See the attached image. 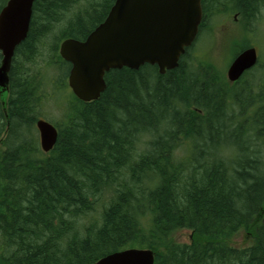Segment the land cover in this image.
I'll return each mask as SVG.
<instances>
[{"label": "trees", "instance_id": "1", "mask_svg": "<svg viewBox=\"0 0 264 264\" xmlns=\"http://www.w3.org/2000/svg\"><path fill=\"white\" fill-rule=\"evenodd\" d=\"M79 1L34 0L12 58L6 116L0 102V264H93L131 248L150 249L155 264H264L259 60L230 84L187 63L188 48L164 75L148 64L109 71L100 97L84 103L68 89L58 47L84 40L115 0ZM201 4L199 34L219 14L255 26L264 8V0ZM56 95L65 114L45 154L35 122ZM180 230L188 243L175 240ZM241 232L250 243L237 248Z\"/></svg>", "mask_w": 264, "mask_h": 264}, {"label": "water", "instance_id": "2", "mask_svg": "<svg viewBox=\"0 0 264 264\" xmlns=\"http://www.w3.org/2000/svg\"><path fill=\"white\" fill-rule=\"evenodd\" d=\"M33 2L8 0L0 11V102L4 113L12 58L27 36ZM202 15L201 0H115L104 21L84 41L66 39L60 44V57L70 64L69 88L87 103L105 90L104 76L111 70H137L148 64L157 66L163 75L175 69L195 41ZM257 60L255 48L243 50L227 70L228 81L239 80ZM36 128L41 149L47 153L56 144L57 130L44 120H38ZM93 264H155V258L149 249L132 248Z\"/></svg>", "mask_w": 264, "mask_h": 264}, {"label": "rangeland", "instance_id": "3", "mask_svg": "<svg viewBox=\"0 0 264 264\" xmlns=\"http://www.w3.org/2000/svg\"><path fill=\"white\" fill-rule=\"evenodd\" d=\"M92 1L80 0L77 6H87ZM261 13V20L252 26L253 28L247 26L235 13L229 16L219 14L213 18L208 17L209 19L205 23L208 27L204 28L198 35L186 62L197 66L207 64L211 67L210 76L213 75L212 73L218 72L220 76L223 75L226 79V72L231 61L248 46L256 49L259 66L264 68V8ZM155 84L156 82L153 81L152 85ZM64 101V96L56 95L50 99L42 111L46 115L45 119L51 121L53 125L62 122L63 114H65ZM171 116L169 115V118H173ZM167 126L168 123L159 125L160 133L163 134L167 130ZM1 151L2 147H0ZM189 236L188 230H180L175 233L174 238L178 243H188ZM233 241V245L237 248L247 247L250 243L249 238L243 236L242 232Z\"/></svg>", "mask_w": 264, "mask_h": 264}]
</instances>
